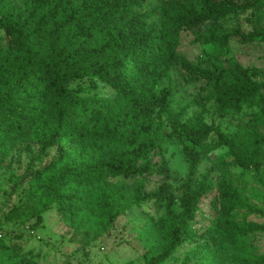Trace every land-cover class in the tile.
I'll return each instance as SVG.
<instances>
[{"label": "trees", "instance_id": "obj_1", "mask_svg": "<svg viewBox=\"0 0 264 264\" xmlns=\"http://www.w3.org/2000/svg\"><path fill=\"white\" fill-rule=\"evenodd\" d=\"M247 11L244 30L236 19ZM0 31V162L19 147L38 149L21 175L11 174L24 186L1 228L34 220L38 229L56 207L89 246L154 201L165 214L154 221L158 242L143 254L146 264H163L194 240L184 264H264L254 246L264 222L251 218L264 217V194L237 178L249 171L264 187V79L229 53L233 41L264 43V0H0ZM187 31L211 48L210 64L181 52ZM173 68L199 85V106L213 103L219 115L249 108L244 130L225 133L202 112L172 114L174 91L161 85ZM170 139L188 161L180 197L168 182L147 187L150 176H169ZM53 148L57 155L36 168ZM211 192L217 215L200 233L196 219ZM3 236L0 264H39L17 241L23 234Z\"/></svg>", "mask_w": 264, "mask_h": 264}, {"label": "rangeland", "instance_id": "obj_2", "mask_svg": "<svg viewBox=\"0 0 264 264\" xmlns=\"http://www.w3.org/2000/svg\"><path fill=\"white\" fill-rule=\"evenodd\" d=\"M251 15L252 12L247 11L239 19H236L244 30L251 28L249 22ZM232 23L229 22V25ZM0 36L6 38L3 31H0ZM192 39L193 35L190 32L187 31L183 34L181 52L194 62L200 61L204 64H210L208 53L211 48L196 45L192 42ZM229 53L243 65L255 68L258 78L264 79V43L242 44L233 41L230 44ZM73 86H76V84ZM166 86L174 91L170 105L171 113L175 114L180 110H184L183 118L186 120L194 114L202 112L208 123H216L225 133L232 135L237 131L242 132L245 124L251 118L249 108H245L239 114L231 112L219 115L213 103H207L205 106L196 104L195 99L199 92V85L188 83L183 72L179 69L173 68L170 71L168 79L161 85V87ZM188 144L191 145V142H188ZM165 147L167 150L166 157L169 160V176H150L147 187L149 190H155L164 182H168L176 189V195L180 197L182 191L179 190V187L187 176L188 161L182 151L183 145L179 142L170 139ZM37 153V146L34 148V152L28 151L27 147H19L4 162H0V216L18 202L23 190L24 185L14 181L11 174L15 172L21 175L27 169L32 157H35ZM57 153V148H53L49 157L37 160L35 167H43ZM217 153L215 151L199 165L197 179H200L201 173L214 166L213 159ZM156 159H159V157ZM219 174L220 170L216 167L212 174L215 180ZM250 174L251 172L247 171L237 178L248 181L264 194V187L254 183ZM214 196L215 192H211L201 202L202 212L195 223V228L200 233L211 224L213 218L217 215V210L212 203ZM176 208L179 209V204L176 205ZM164 214V209H160L154 201L144 202L139 209L120 216L107 234L101 236L89 246L82 245L80 237H76L71 227L63 222L61 216L57 213L56 207L44 214L43 225L38 229L31 227L34 220L24 224L16 220L2 224L0 233L4 235L3 237H6L7 241L13 239L15 235L23 234V237L18 238L17 241L23 244L25 252L30 250L35 256H40L39 264H146L143 254L151 245L158 242L154 221ZM251 218L258 222H264V217L252 216ZM197 243H199L197 240L185 243L170 260L163 264H184L185 254ZM254 246L258 252H264V234L255 236Z\"/></svg>", "mask_w": 264, "mask_h": 264}]
</instances>
